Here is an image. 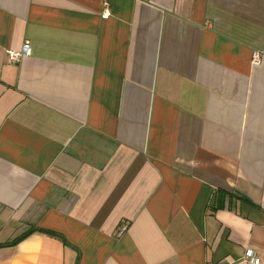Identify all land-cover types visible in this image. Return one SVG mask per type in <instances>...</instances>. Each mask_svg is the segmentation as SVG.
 <instances>
[{"label":"crops","instance_id":"obj_1","mask_svg":"<svg viewBox=\"0 0 264 264\" xmlns=\"http://www.w3.org/2000/svg\"><path fill=\"white\" fill-rule=\"evenodd\" d=\"M31 228L0 264H264V0H0V244Z\"/></svg>","mask_w":264,"mask_h":264},{"label":"built area","instance_id":"obj_2","mask_svg":"<svg viewBox=\"0 0 264 264\" xmlns=\"http://www.w3.org/2000/svg\"><path fill=\"white\" fill-rule=\"evenodd\" d=\"M8 59L11 63H18L22 58L27 57L30 55V45L28 41H25L24 44L21 47V50L19 52H8ZM260 53L253 52L251 55V62L252 65H258L260 61ZM127 224H123L120 226V233H123L126 231ZM246 257L248 260H251L253 264H259L260 260L259 258L255 257L253 253L247 252Z\"/></svg>","mask_w":264,"mask_h":264},{"label":"trees","instance_id":"obj_3","mask_svg":"<svg viewBox=\"0 0 264 264\" xmlns=\"http://www.w3.org/2000/svg\"><path fill=\"white\" fill-rule=\"evenodd\" d=\"M221 195L226 196V195H228V194H221ZM228 196L231 198L232 195L229 194ZM223 198H224V197H223ZM35 231H39V230L34 229V228H31V229H29L27 232H25V233L19 235L17 238L13 239L12 241L7 242V243H4V244H0V248H1V247H11V246H14V245H16L18 242H20L22 239H24L25 237H27L30 233H33V232H35ZM46 233H47L48 235H51V236H59V235H57V234H55V233H52V232H46ZM59 237H60V236H59Z\"/></svg>","mask_w":264,"mask_h":264}]
</instances>
